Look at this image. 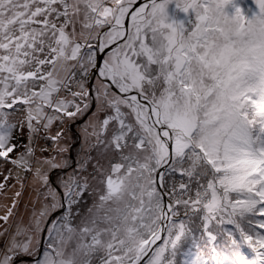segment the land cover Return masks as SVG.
<instances>
[{
  "label": "snow or ice",
  "instance_id": "obj_1",
  "mask_svg": "<svg viewBox=\"0 0 264 264\" xmlns=\"http://www.w3.org/2000/svg\"><path fill=\"white\" fill-rule=\"evenodd\" d=\"M0 264H264V0H0Z\"/></svg>",
  "mask_w": 264,
  "mask_h": 264
},
{
  "label": "rangeland",
  "instance_id": "obj_2",
  "mask_svg": "<svg viewBox=\"0 0 264 264\" xmlns=\"http://www.w3.org/2000/svg\"><path fill=\"white\" fill-rule=\"evenodd\" d=\"M73 127H74V130H76V133L78 134V136H80V128H79V125H74ZM69 136L75 138V139L78 141V139H77V135H76L75 133H73V132L71 131V129L69 130ZM76 147H77V148L79 147L78 143L76 144ZM73 155H74V153H73ZM53 178H54V180H55V177H53ZM23 199H24V201H26V200L28 199V195H27V193H25ZM20 211H21V212L24 211V203H23V201L21 202V205H20Z\"/></svg>",
  "mask_w": 264,
  "mask_h": 264
},
{
  "label": "water",
  "instance_id": "obj_3",
  "mask_svg": "<svg viewBox=\"0 0 264 264\" xmlns=\"http://www.w3.org/2000/svg\"><path fill=\"white\" fill-rule=\"evenodd\" d=\"M74 126V125H73ZM73 126H71V131L73 132V133H75L76 135H77V139H79V136H78V134L76 133V130H74V127ZM53 180H54V178H53Z\"/></svg>",
  "mask_w": 264,
  "mask_h": 264
}]
</instances>
